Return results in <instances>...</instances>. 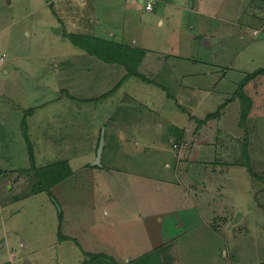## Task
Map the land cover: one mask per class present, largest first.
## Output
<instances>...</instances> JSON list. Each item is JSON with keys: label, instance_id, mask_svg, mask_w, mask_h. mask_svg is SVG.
I'll list each match as a JSON object with an SVG mask.
<instances>
[{"label": "rangeland", "instance_id": "obj_1", "mask_svg": "<svg viewBox=\"0 0 264 264\" xmlns=\"http://www.w3.org/2000/svg\"><path fill=\"white\" fill-rule=\"evenodd\" d=\"M148 1L0 0V264H264V0Z\"/></svg>", "mask_w": 264, "mask_h": 264}, {"label": "trees", "instance_id": "obj_2", "mask_svg": "<svg viewBox=\"0 0 264 264\" xmlns=\"http://www.w3.org/2000/svg\"><path fill=\"white\" fill-rule=\"evenodd\" d=\"M148 2H150L152 4V8H154V0H149ZM147 2V3H148ZM151 8V9H152ZM150 9V10H151ZM260 71H264V68L260 67L258 68L256 71L250 73L248 76H246V81L245 79L242 81L241 86H240V97L246 101L247 100V96H245V91H244V86L247 84V80L254 77L256 75V73H259ZM252 103L248 104L246 106H244V112H243V119L247 118V111L250 109ZM246 143V142H245ZM244 151V156L246 157L245 159H247V161L243 160L241 163L243 165H247L249 169H251V173H253V169L251 168L250 164H251V160H250V150L248 148V146L243 148ZM33 158L34 154L33 151H31ZM30 153V155H31ZM33 158H31L33 160ZM97 165V164H96ZM48 166H54V169H47L48 173H46V167ZM48 166H40V167H36L35 165H33V169L35 174L37 175L36 178H38V182L34 184V186L32 187V192H37L40 190H44L50 193L52 192V186H55L57 183H61L62 181L66 180L67 178H69V173L71 172V166L70 163L68 162V160H63L61 162H55L53 164H49ZM59 218L60 220L63 217V212L60 211L59 212ZM115 264H118V262H116ZM125 264H129L128 262H126ZM156 264H161L160 261H157Z\"/></svg>", "mask_w": 264, "mask_h": 264}, {"label": "crops", "instance_id": "obj_3", "mask_svg": "<svg viewBox=\"0 0 264 264\" xmlns=\"http://www.w3.org/2000/svg\"><path fill=\"white\" fill-rule=\"evenodd\" d=\"M143 1H144V0H143ZM143 1L141 0V2H143ZM155 1H157V0H154V2H155ZM133 2H134V1H133ZM134 3H135V2H134ZM154 6H155V3H154ZM151 10H154V8H152ZM213 17H215V16H213ZM222 20H223V19H222ZM219 23L222 24V22H219ZM229 23H230V20H229L228 24H229ZM192 28H196V26L193 25ZM201 28H203V27H199L200 30H201ZM172 32H174V30H173ZM194 37H195V36H193V38H194ZM3 56H5V55L3 54ZM178 56H184V55L179 54ZM4 61H5V57H4L3 63H4ZM3 63H0V65H2ZM7 70H8V69H6V71H7ZM162 85H163V84H162ZM164 86H165V85H164ZM186 124H187V123H186ZM160 126H162V125H160ZM140 130L143 131V129H141V128H140ZM137 131H139V129H137ZM146 132L150 135L149 131H143L142 133L145 134ZM138 133H139V132H138ZM176 133L180 136V137H177V138H180V139H181V138L184 137L185 134H187V129L177 128V129H176ZM141 136L144 137L143 134H141ZM181 136H182V137H181ZM173 142H174V143H180V140H177V141L174 140ZM174 143H173V144H174ZM173 144H172V145H173ZM176 147H177V146H176ZM168 216H169V215H167V217H168ZM159 217H160V218H159L160 221H164V217H163V216H159ZM162 264H163V263H162Z\"/></svg>", "mask_w": 264, "mask_h": 264}, {"label": "water", "instance_id": "obj_4", "mask_svg": "<svg viewBox=\"0 0 264 264\" xmlns=\"http://www.w3.org/2000/svg\"><path fill=\"white\" fill-rule=\"evenodd\" d=\"M105 131L103 130V134H102V137H101V140H100V144H99V148L97 150V159L96 161L94 162V164L96 165H99L101 164V160H102V155H103V151H104V140H105Z\"/></svg>", "mask_w": 264, "mask_h": 264}, {"label": "built area", "instance_id": "obj_5", "mask_svg": "<svg viewBox=\"0 0 264 264\" xmlns=\"http://www.w3.org/2000/svg\"><path fill=\"white\" fill-rule=\"evenodd\" d=\"M147 7L148 8H152V4L150 2L147 3ZM4 60V57L3 56H0V63H2V61Z\"/></svg>", "mask_w": 264, "mask_h": 264}]
</instances>
